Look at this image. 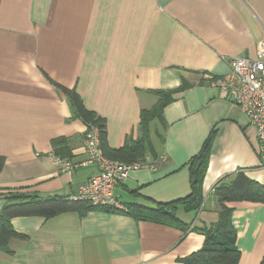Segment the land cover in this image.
Wrapping results in <instances>:
<instances>
[{"label":"crops","instance_id":"obj_1","mask_svg":"<svg viewBox=\"0 0 264 264\" xmlns=\"http://www.w3.org/2000/svg\"><path fill=\"white\" fill-rule=\"evenodd\" d=\"M263 40L264 0H0V213L11 194L73 202L96 171L62 172L50 160L86 159L87 127L60 87L105 120L107 144L119 149L138 137L141 112L159 101L156 91L190 85L165 106L164 126L151 125L164 161L117 186L126 208L186 198L188 163L212 140L203 206L196 213L179 206L180 227L108 208L16 217L10 223L23 238L0 248V264H181L203 249L205 238L194 228L218 221L216 184L242 171L264 186L254 128L209 84L231 73V60L255 59ZM56 139H65L56 149L62 156ZM227 206L234 209L238 264H261L264 204Z\"/></svg>","mask_w":264,"mask_h":264},{"label":"trees","instance_id":"obj_2","mask_svg":"<svg viewBox=\"0 0 264 264\" xmlns=\"http://www.w3.org/2000/svg\"><path fill=\"white\" fill-rule=\"evenodd\" d=\"M189 86L188 83L183 82V85L176 91H156L155 94L159 97V101L153 108L141 112L138 137L128 141L119 149H111L107 144L105 120L87 110L74 90L60 88L68 96L75 115L86 127L93 125L100 129L101 146L105 156L111 160L133 163L148 156L158 159L151 140V125L154 121H158L164 126L163 110L165 106L174 100L173 95L175 93L184 91ZM52 143L57 155L62 156L57 151V147L63 146L65 139H56ZM211 144L210 137L204 143L201 151L188 163L191 192L186 198L167 204H159L157 208L129 207L124 214L132 215L137 220L180 227L181 222L176 215L179 206L186 213H196L203 206V182L209 167ZM66 155L71 156L67 151ZM3 164L4 159L0 156V168ZM214 192L220 206L218 221L208 227L194 228V231L200 232L204 236V247L181 259V264H238L240 261L241 255L236 248L237 232L232 223L234 209L228 207L227 204L244 201L264 204V186L251 180L244 172L239 171L219 181ZM6 199L8 204L0 213L1 249H5L14 238H23L12 228L10 222L13 218L40 217L50 219L69 212L85 214L94 209H107L94 207L89 203L63 200L58 197L41 198L39 196L11 194ZM107 210L113 211L112 209ZM261 264H264V258Z\"/></svg>","mask_w":264,"mask_h":264},{"label":"built area","instance_id":"obj_3","mask_svg":"<svg viewBox=\"0 0 264 264\" xmlns=\"http://www.w3.org/2000/svg\"><path fill=\"white\" fill-rule=\"evenodd\" d=\"M237 106L255 130L257 147L264 166V40L257 45L255 59L231 60V73L209 83ZM86 159L80 164L62 160L51 154L50 160L59 165L62 172L78 166L95 168V173L82 183L73 201L89 203L94 207L112 209L121 213L128 210L116 195L117 186L124 184L132 172L154 170L164 158L151 156L133 163H123L107 158L101 146V132L97 126H87L84 137Z\"/></svg>","mask_w":264,"mask_h":264},{"label":"rangeland","instance_id":"obj_4","mask_svg":"<svg viewBox=\"0 0 264 264\" xmlns=\"http://www.w3.org/2000/svg\"><path fill=\"white\" fill-rule=\"evenodd\" d=\"M161 130V129H160Z\"/></svg>","mask_w":264,"mask_h":264}]
</instances>
